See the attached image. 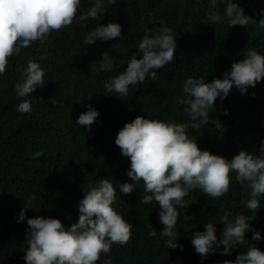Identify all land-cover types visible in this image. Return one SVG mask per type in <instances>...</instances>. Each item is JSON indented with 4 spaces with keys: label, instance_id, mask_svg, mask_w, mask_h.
I'll return each instance as SVG.
<instances>
[{
    "label": "trees",
    "instance_id": "16d2710c",
    "mask_svg": "<svg viewBox=\"0 0 264 264\" xmlns=\"http://www.w3.org/2000/svg\"><path fill=\"white\" fill-rule=\"evenodd\" d=\"M237 2L257 23L264 18L260 14L264 0ZM89 6L90 0H84L83 7ZM222 7L217 5L221 14ZM207 11L208 0H117L115 5H106L105 14L98 19L53 31L43 44L35 42L22 49L20 56L10 58L5 75L0 77V264H25L28 225L26 221L17 223V219L29 196L37 197L27 212L29 218H57L70 227L79 218V201L90 183L105 177L114 186L131 183L126 176L130 160L114 143L126 122L144 116L185 123V106L178 100L184 95L186 77H203L206 82L223 79L249 49L264 54V29L255 23L247 28L210 24ZM109 22L122 26L123 39L97 41L89 47L83 44L89 31ZM162 22L177 33L175 60L159 70L157 80L133 86L127 96L107 92L104 84L124 71L145 29L158 31ZM105 52L117 65L112 72L99 70ZM29 58L47 69L45 86L30 97L32 111L19 113L16 108L21 100L14 85ZM88 104L100 113L91 131L74 123ZM216 107L211 113L216 125L187 130L199 148L229 160L241 150L259 155L264 141V81L249 87L247 94L233 87L223 102L216 101ZM142 193V185L129 195L118 193L116 210L133 228L125 246L113 245L109 254L112 264H223L234 260L246 251L245 246L234 248L231 256L210 254L202 259L191 243V237L203 231L209 219L216 224L219 237L223 231L220 217L225 212L231 213L230 220L238 214L255 217L252 227L264 236V199L260 209H247L249 191L233 179L229 192L219 199L199 190L185 198L189 207L180 209L176 226L184 250L166 249L159 237L164 226L158 205L138 203ZM186 216L194 219L186 220ZM151 226L156 237L148 235ZM251 236L246 233L249 241ZM252 243L264 251V239Z\"/></svg>",
    "mask_w": 264,
    "mask_h": 264
},
{
    "label": "clouds",
    "instance_id": "9594fccd",
    "mask_svg": "<svg viewBox=\"0 0 264 264\" xmlns=\"http://www.w3.org/2000/svg\"><path fill=\"white\" fill-rule=\"evenodd\" d=\"M116 3L117 0H90V6L85 9L84 0H0V77L5 75L10 58L20 56L22 49L35 42L43 44L53 31L74 22L98 19L105 14L106 5ZM218 4L223 5L222 14L217 10ZM260 14L264 17V10ZM206 16L210 24L225 23L231 28H247L255 23L264 29V18L257 23L246 15L237 0H208ZM123 37L122 26L109 22L98 24L82 42L89 47L97 41L108 42ZM176 39L177 33L163 22L158 31L146 28L124 71L110 77L104 84L106 91L124 97L133 86L157 80L159 70L175 60ZM138 56L142 58L138 59ZM244 57L232 64L223 79L206 82L203 77H186L182 88L184 95L178 103L185 106L187 122H166L144 116L126 122L114 143L122 156L130 160L126 176L131 183L118 182L114 186L107 177L100 178L95 184L90 183L79 201V218L70 227L57 218H29L27 212L37 199L35 194L29 196L17 219V223L26 221L28 225L23 250L25 264H97L102 256V264H112L109 254L113 245L125 246L132 237L133 228L116 210L118 193L129 195L141 185L143 193L138 203L158 205L159 219L164 226L159 237L166 249L184 250L178 243L180 233L176 226L180 209L189 207L185 198L193 190L219 199L229 192L234 179L249 191L245 207L260 209L264 199V141L259 155L241 150L229 160L199 148L196 138H191L187 131L216 125L217 120L211 116L217 110L216 101L223 102L233 87L241 94H247L249 87L255 88L264 81V54L249 49ZM100 60L99 70L112 72L117 67L108 52L103 53ZM46 73L47 69L40 62L32 58L27 60L21 79L14 85L16 96L21 100L16 108L19 113L32 111L30 97L37 88L45 86ZM85 107L87 110L81 112L74 123L91 131L100 113L91 104ZM224 114L227 115V111ZM230 215L225 212L220 217L223 231L219 237L216 224L210 219L204 224L203 231L194 233L191 243L195 251L202 259H207L210 254L231 256L234 248L243 245L246 251L223 264H264V251L252 243L264 239L261 232L252 227L251 221L255 217L238 214L230 220ZM185 219L194 217L186 216ZM248 232L252 233L251 241L246 239ZM148 235L156 237V229L151 226Z\"/></svg>",
    "mask_w": 264,
    "mask_h": 264
}]
</instances>
